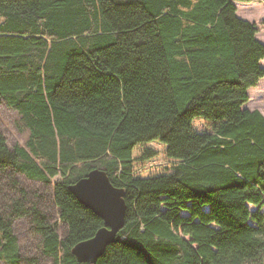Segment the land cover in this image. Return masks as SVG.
<instances>
[{
	"label": "trees",
	"instance_id": "1",
	"mask_svg": "<svg viewBox=\"0 0 264 264\" xmlns=\"http://www.w3.org/2000/svg\"><path fill=\"white\" fill-rule=\"evenodd\" d=\"M252 1L0 0V101L29 132L0 131L1 262L40 264L25 221L51 264H90L73 248L104 223L69 187L100 169L127 212L96 264H264V115L243 108L264 43L235 6ZM18 175L52 185L63 235Z\"/></svg>",
	"mask_w": 264,
	"mask_h": 264
},
{
	"label": "rangeland",
	"instance_id": "2",
	"mask_svg": "<svg viewBox=\"0 0 264 264\" xmlns=\"http://www.w3.org/2000/svg\"><path fill=\"white\" fill-rule=\"evenodd\" d=\"M235 6L237 8V16L242 20L254 24L258 29L257 40L264 43V2L261 0L249 3L235 2ZM260 64L264 68V60ZM248 97L249 100L243 108L251 112L258 110L264 115V77L256 87L248 90ZM20 119L19 114L15 110L9 109L4 102L0 101V131L6 136L10 146H14L15 144L25 145L28 139L29 132ZM17 179L27 190L43 194L44 203H40L41 208L49 214L52 221L58 223L59 233L63 235L66 232V227L61 223L59 210L52 203V194L48 191V189H52V185L48 188L39 182L29 181L22 175H18ZM250 208L253 212L257 210V207L254 206H250ZM15 233L19 238L22 251L25 255L39 258L40 264H51L49 258L42 256L38 246V239L29 230L28 224L25 221H17L15 223ZM0 264L4 263L0 261Z\"/></svg>",
	"mask_w": 264,
	"mask_h": 264
},
{
	"label": "water",
	"instance_id": "3",
	"mask_svg": "<svg viewBox=\"0 0 264 264\" xmlns=\"http://www.w3.org/2000/svg\"><path fill=\"white\" fill-rule=\"evenodd\" d=\"M69 190L83 206L103 220L104 226L92 238L78 243L73 249L80 262L96 264L125 226V190L114 186L108 174L100 169L91 171Z\"/></svg>",
	"mask_w": 264,
	"mask_h": 264
},
{
	"label": "crops",
	"instance_id": "4",
	"mask_svg": "<svg viewBox=\"0 0 264 264\" xmlns=\"http://www.w3.org/2000/svg\"><path fill=\"white\" fill-rule=\"evenodd\" d=\"M238 4H240V3H238ZM238 8H239V6H238Z\"/></svg>",
	"mask_w": 264,
	"mask_h": 264
},
{
	"label": "bare ground",
	"instance_id": "5",
	"mask_svg": "<svg viewBox=\"0 0 264 264\" xmlns=\"http://www.w3.org/2000/svg\"><path fill=\"white\" fill-rule=\"evenodd\" d=\"M83 178V177H82Z\"/></svg>",
	"mask_w": 264,
	"mask_h": 264
}]
</instances>
